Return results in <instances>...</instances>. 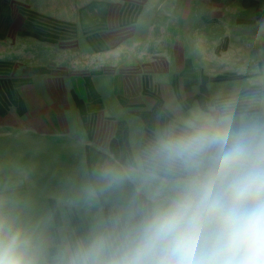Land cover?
I'll return each instance as SVG.
<instances>
[{
    "label": "crops",
    "instance_id": "crops-1",
    "mask_svg": "<svg viewBox=\"0 0 264 264\" xmlns=\"http://www.w3.org/2000/svg\"><path fill=\"white\" fill-rule=\"evenodd\" d=\"M255 1V0H254ZM246 0H0V179L35 216L79 223L62 202L86 170L164 120L229 97L196 83L244 78L213 63ZM105 144V145H104Z\"/></svg>",
    "mask_w": 264,
    "mask_h": 264
},
{
    "label": "clouds",
    "instance_id": "clouds-1",
    "mask_svg": "<svg viewBox=\"0 0 264 264\" xmlns=\"http://www.w3.org/2000/svg\"><path fill=\"white\" fill-rule=\"evenodd\" d=\"M62 202L76 226L0 189V264H264V91L171 116Z\"/></svg>",
    "mask_w": 264,
    "mask_h": 264
},
{
    "label": "rangeland",
    "instance_id": "rangeland-1",
    "mask_svg": "<svg viewBox=\"0 0 264 264\" xmlns=\"http://www.w3.org/2000/svg\"><path fill=\"white\" fill-rule=\"evenodd\" d=\"M230 9L229 30L222 33L219 46H214L213 63L229 67L244 78L224 86L196 83L191 93L203 95L207 86L214 95L244 97L264 91V0H246ZM8 188H13L12 181L0 179V189Z\"/></svg>",
    "mask_w": 264,
    "mask_h": 264
}]
</instances>
